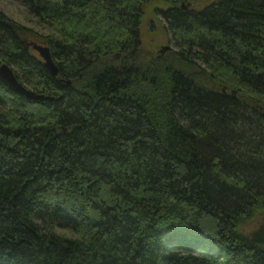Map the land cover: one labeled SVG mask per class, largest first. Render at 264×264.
Instances as JSON below:
<instances>
[{"label": "trees", "instance_id": "16d2710c", "mask_svg": "<svg viewBox=\"0 0 264 264\" xmlns=\"http://www.w3.org/2000/svg\"><path fill=\"white\" fill-rule=\"evenodd\" d=\"M17 1L59 74L0 12V264H264V0H162L149 60L153 0Z\"/></svg>", "mask_w": 264, "mask_h": 264}, {"label": "rangeland", "instance_id": "374dc122", "mask_svg": "<svg viewBox=\"0 0 264 264\" xmlns=\"http://www.w3.org/2000/svg\"><path fill=\"white\" fill-rule=\"evenodd\" d=\"M214 1L216 0H197L194 4L190 3V6L201 9ZM163 7H165V5L162 0H153V3L144 6L145 15L140 27L142 41L141 54L148 60L155 59L156 56L165 55L168 51L174 50L176 46L165 28V22L162 21L157 14V9ZM0 12L15 21L21 27L27 28L25 35L27 36L28 42L33 52L40 55L31 42L46 46L45 36L52 34L50 28L32 16L17 0H0ZM166 46L170 49L165 52L161 51ZM263 222L264 214L261 213L254 220L248 222L246 228L252 230ZM59 231L63 234L71 235L69 231Z\"/></svg>", "mask_w": 264, "mask_h": 264}, {"label": "water", "instance_id": "95a60500", "mask_svg": "<svg viewBox=\"0 0 264 264\" xmlns=\"http://www.w3.org/2000/svg\"><path fill=\"white\" fill-rule=\"evenodd\" d=\"M34 48L38 50L40 55L45 60V65L51 70L52 74L54 76H57L59 74V69L53 60V57L51 55L50 49L47 46L38 45L37 43L33 44ZM170 48L168 46L164 47L161 51L165 52L169 50ZM0 78L5 81L9 86H11L16 92L34 97L35 92L32 90L26 88L17 78L15 75L13 69L8 64H0ZM70 84V82H69ZM42 99H50L43 95H39Z\"/></svg>", "mask_w": 264, "mask_h": 264}]
</instances>
